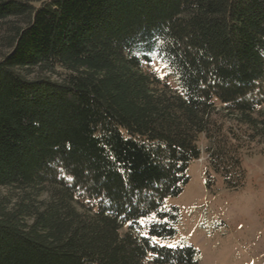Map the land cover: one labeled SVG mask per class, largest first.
I'll return each mask as SVG.
<instances>
[{
    "label": "trees",
    "instance_id": "trees-1",
    "mask_svg": "<svg viewBox=\"0 0 264 264\" xmlns=\"http://www.w3.org/2000/svg\"><path fill=\"white\" fill-rule=\"evenodd\" d=\"M0 29V186L36 195L0 198V264H196L166 200L264 146V0H0Z\"/></svg>",
    "mask_w": 264,
    "mask_h": 264
},
{
    "label": "rangeland",
    "instance_id": "rangeland-1",
    "mask_svg": "<svg viewBox=\"0 0 264 264\" xmlns=\"http://www.w3.org/2000/svg\"><path fill=\"white\" fill-rule=\"evenodd\" d=\"M18 22V21H13ZM0 29V51H6L5 38ZM152 65L162 75L168 74L165 66L154 60ZM61 69L48 74L55 79L61 76ZM35 68L30 74L36 76ZM203 149L206 139L200 141ZM264 146H257L243 156L246 169L245 183L239 188H227L223 178L216 176V184L208 188L203 169L207 165L205 151L200 159L189 165L190 181L178 196L168 197L167 206H178L181 212L178 233L164 241L167 245H179L186 241L197 248L196 264H264ZM26 191L13 186H0V198L10 205L25 196ZM36 196V195H33ZM48 192H42L38 199H47ZM144 264H155L149 258Z\"/></svg>",
    "mask_w": 264,
    "mask_h": 264
},
{
    "label": "snow or ice",
    "instance_id": "snow-or-ice-1",
    "mask_svg": "<svg viewBox=\"0 0 264 264\" xmlns=\"http://www.w3.org/2000/svg\"><path fill=\"white\" fill-rule=\"evenodd\" d=\"M71 179V178H70ZM169 247H174V245H169Z\"/></svg>",
    "mask_w": 264,
    "mask_h": 264
}]
</instances>
